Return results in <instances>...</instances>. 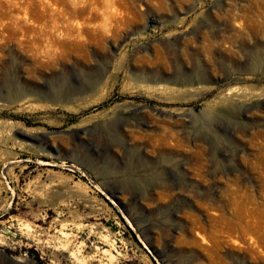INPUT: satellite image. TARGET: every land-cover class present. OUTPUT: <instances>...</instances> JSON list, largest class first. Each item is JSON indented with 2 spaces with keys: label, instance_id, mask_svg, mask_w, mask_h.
<instances>
[{
  "label": "rangeland",
  "instance_id": "obj_1",
  "mask_svg": "<svg viewBox=\"0 0 264 264\" xmlns=\"http://www.w3.org/2000/svg\"><path fill=\"white\" fill-rule=\"evenodd\" d=\"M145 247L264 264V0H0V264Z\"/></svg>",
  "mask_w": 264,
  "mask_h": 264
},
{
  "label": "water",
  "instance_id": "obj_2",
  "mask_svg": "<svg viewBox=\"0 0 264 264\" xmlns=\"http://www.w3.org/2000/svg\"><path fill=\"white\" fill-rule=\"evenodd\" d=\"M113 203H115V202H113ZM145 249H146L147 253L150 255V257L153 259V261L156 264H158L157 260L155 259L154 255L151 253L150 249L149 248H146V247H145Z\"/></svg>",
  "mask_w": 264,
  "mask_h": 264
},
{
  "label": "bare ground",
  "instance_id": "obj_3",
  "mask_svg": "<svg viewBox=\"0 0 264 264\" xmlns=\"http://www.w3.org/2000/svg\"><path fill=\"white\" fill-rule=\"evenodd\" d=\"M151 253H152V252H151ZM152 254H153V253H152ZM153 255H154V254H153ZM154 257H155V255H154ZM80 260H81V259H80ZM20 261H21V260H20ZM81 261H82V260H81ZM15 262H16L15 264H29L28 262H27V263H20L19 260H16ZM83 262H84V261H83ZM80 264H81V263H80Z\"/></svg>",
  "mask_w": 264,
  "mask_h": 264
},
{
  "label": "trees",
  "instance_id": "obj_4",
  "mask_svg": "<svg viewBox=\"0 0 264 264\" xmlns=\"http://www.w3.org/2000/svg\"><path fill=\"white\" fill-rule=\"evenodd\" d=\"M133 239H134L135 243H136L138 246H140L141 243H139L138 239H137V238H134V237H133Z\"/></svg>",
  "mask_w": 264,
  "mask_h": 264
}]
</instances>
